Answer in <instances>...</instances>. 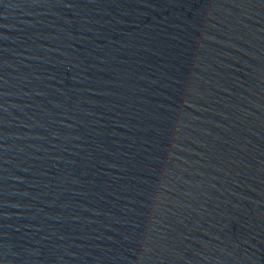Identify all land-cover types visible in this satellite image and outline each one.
Segmentation results:
<instances>
[{"label":"water","instance_id":"1","mask_svg":"<svg viewBox=\"0 0 264 264\" xmlns=\"http://www.w3.org/2000/svg\"><path fill=\"white\" fill-rule=\"evenodd\" d=\"M0 264H264V0H0Z\"/></svg>","mask_w":264,"mask_h":264}]
</instances>
